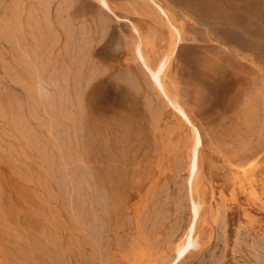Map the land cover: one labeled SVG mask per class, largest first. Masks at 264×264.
I'll list each match as a JSON object with an SVG mask.
<instances>
[{
    "label": "rangeland",
    "instance_id": "rangeland-1",
    "mask_svg": "<svg viewBox=\"0 0 264 264\" xmlns=\"http://www.w3.org/2000/svg\"><path fill=\"white\" fill-rule=\"evenodd\" d=\"M0 264H264V0H0Z\"/></svg>",
    "mask_w": 264,
    "mask_h": 264
}]
</instances>
